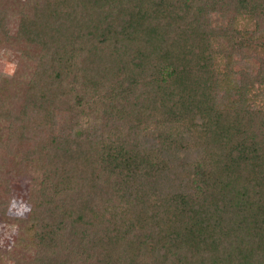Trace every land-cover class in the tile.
<instances>
[{
  "label": "trees",
  "instance_id": "obj_1",
  "mask_svg": "<svg viewBox=\"0 0 264 264\" xmlns=\"http://www.w3.org/2000/svg\"><path fill=\"white\" fill-rule=\"evenodd\" d=\"M13 1L38 49L0 80V166L35 237L7 259L264 264V0Z\"/></svg>",
  "mask_w": 264,
  "mask_h": 264
},
{
  "label": "rangeland",
  "instance_id": "obj_2",
  "mask_svg": "<svg viewBox=\"0 0 264 264\" xmlns=\"http://www.w3.org/2000/svg\"><path fill=\"white\" fill-rule=\"evenodd\" d=\"M6 8V18L4 21V29L8 32L7 37L0 33V80L3 78L17 79L16 86H24L25 81L30 77L33 70L30 60L31 53L37 54L36 42H25L15 39V33L18 24V11L12 12L10 4H14L10 0H0ZM11 2V3H10ZM2 4V5H3ZM25 42V44H24ZM31 52V53H30ZM32 68V69H31ZM13 91V90H11ZM21 95L17 94L10 98L6 106L13 112L18 109ZM62 126L67 127L65 122ZM68 129L64 130L67 132ZM2 167V168H1ZM3 166H0V198H7L8 204L6 209V218L0 217V264H12V260L7 259L6 252L11 248L14 240L23 236L25 240L31 242L35 237V230L27 225L24 221L26 218L30 202L28 200V186L31 180L30 174L13 173L8 165L7 168L13 171L3 172ZM3 172V173H2ZM8 186L9 192L5 191ZM19 251L25 253V260L30 261L33 256V247L29 249L21 248Z\"/></svg>",
  "mask_w": 264,
  "mask_h": 264
}]
</instances>
